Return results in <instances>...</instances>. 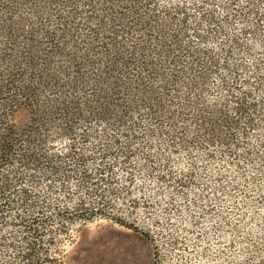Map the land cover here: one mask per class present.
Returning <instances> with one entry per match:
<instances>
[{"label": "trees", "instance_id": "16d2710c", "mask_svg": "<svg viewBox=\"0 0 264 264\" xmlns=\"http://www.w3.org/2000/svg\"><path fill=\"white\" fill-rule=\"evenodd\" d=\"M236 2L229 0L228 7ZM259 2L264 4L248 0L251 16L242 17L248 16V23L253 17L248 24L253 34L259 29ZM192 10L171 0H0V194L14 188L21 207L29 206L27 183L46 179L62 197L63 225L66 212L85 219L110 215L124 223L113 207L126 196L138 213L140 199L130 198L128 181L134 169L147 168L160 180L174 177L160 169L159 154L150 150L149 135L156 128L170 125L188 143L177 118H192L205 133L204 145L220 141L237 156V132L264 125V96L258 100L249 82L238 84L236 51L247 44L227 31L231 16L242 12L217 20L207 9L194 22ZM257 68L261 73L260 64ZM213 78L227 97L208 102L204 94ZM256 90L264 91L262 74ZM22 107L31 115L27 130L19 133L12 118ZM57 141L67 142L69 154L48 147ZM65 156L61 166L58 160ZM4 166L12 178L3 176ZM118 168L127 170L124 182ZM187 178L183 174L179 181ZM33 219L21 220L33 234L25 235L23 264H58L40 244ZM131 227L155 242L158 256L153 226L135 216Z\"/></svg>", "mask_w": 264, "mask_h": 264}, {"label": "rangeland", "instance_id": "374dc122", "mask_svg": "<svg viewBox=\"0 0 264 264\" xmlns=\"http://www.w3.org/2000/svg\"><path fill=\"white\" fill-rule=\"evenodd\" d=\"M171 1L191 7L192 21L202 19L201 14L207 9L214 12L217 20H224L234 10L242 12L241 17L231 16L227 28L229 34L238 35L247 44L236 51L240 64L238 84L249 82L248 88L261 100L264 91L256 90V81L260 74L264 75V4H256L259 29L253 34L255 31L248 27L254 23L253 17L249 23L248 16L242 18L249 15L248 0H237L229 7V0ZM245 29L251 34L249 37ZM209 42L213 45L214 41ZM257 64L262 67L261 73ZM228 77L232 81L235 78L229 73ZM204 97L213 102L227 94L216 88L213 78L211 91ZM30 115L28 107L13 115L17 132L27 130ZM177 119L185 127L188 143L170 125L165 131L156 128L149 135L153 142L151 152L160 156L156 159L160 169L174 177L160 180L147 168L134 169L133 178L128 181L130 198L140 199L138 213L132 212L126 196L120 197L113 207L115 213L123 216L124 223L110 215L85 219L81 213L66 212L63 218L68 224L63 225L58 214L62 197L52 192L55 188L46 179L27 183L32 193L29 206L21 207L16 189H4L0 194V264H23L20 250L27 240L25 235L33 238V234L27 232L21 220L31 217L40 229V244L57 256L58 264H264V125L246 134L243 130L237 132L235 156L220 141L204 145L205 133L198 132L192 118ZM197 133L201 138L193 141L192 136ZM66 143L57 141L48 147L64 156ZM66 158L58 160L61 166H65ZM126 171L116 170L119 182L126 180ZM2 174L11 175V168L4 166ZM183 174L188 175L185 183L179 181ZM73 185L72 181L69 187ZM73 216L76 219L71 220ZM135 216L153 226L158 256L155 242L131 227Z\"/></svg>", "mask_w": 264, "mask_h": 264}]
</instances>
